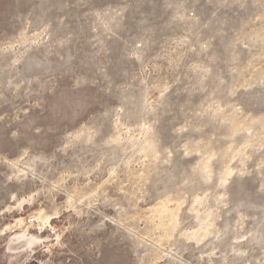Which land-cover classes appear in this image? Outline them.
Here are the masks:
<instances>
[{
	"label": "rangeland",
	"instance_id": "374dc122",
	"mask_svg": "<svg viewBox=\"0 0 264 264\" xmlns=\"http://www.w3.org/2000/svg\"><path fill=\"white\" fill-rule=\"evenodd\" d=\"M0 264H264V0H0Z\"/></svg>",
	"mask_w": 264,
	"mask_h": 264
}]
</instances>
